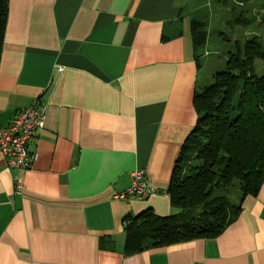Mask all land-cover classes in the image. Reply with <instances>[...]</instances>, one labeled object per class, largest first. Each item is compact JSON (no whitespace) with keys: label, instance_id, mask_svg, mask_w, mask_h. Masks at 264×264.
Listing matches in <instances>:
<instances>
[{"label":"crops","instance_id":"0c3cea01","mask_svg":"<svg viewBox=\"0 0 264 264\" xmlns=\"http://www.w3.org/2000/svg\"><path fill=\"white\" fill-rule=\"evenodd\" d=\"M203 4L8 0L0 123L36 97L47 109L27 170L0 154V264H264V180L216 236L124 252L129 217L176 212L166 189L197 119L193 94L224 65L208 60L199 76ZM194 21L207 31L199 47ZM136 168L164 193L116 197Z\"/></svg>","mask_w":264,"mask_h":264},{"label":"trees","instance_id":"16d2710c","mask_svg":"<svg viewBox=\"0 0 264 264\" xmlns=\"http://www.w3.org/2000/svg\"><path fill=\"white\" fill-rule=\"evenodd\" d=\"M225 4L237 11L233 1ZM7 12L8 0H0V51ZM228 21L248 23L243 15ZM193 29L196 47L205 45V24L194 21ZM229 48L223 67L193 94L197 119L166 189L176 212L158 216L146 210L129 217L126 254L214 237L235 219L243 199L258 192L264 180V45L258 34L238 33Z\"/></svg>","mask_w":264,"mask_h":264},{"label":"built area","instance_id":"2783aa9c","mask_svg":"<svg viewBox=\"0 0 264 264\" xmlns=\"http://www.w3.org/2000/svg\"><path fill=\"white\" fill-rule=\"evenodd\" d=\"M46 109V102L36 97L29 106L18 110L8 124L0 123V154L9 168L27 170L31 166L36 154L29 145L44 127ZM130 176V184L116 197L142 199L162 192L150 185L145 169L136 168ZM22 190V177L16 176L14 191L21 194Z\"/></svg>","mask_w":264,"mask_h":264},{"label":"rangeland","instance_id":"374dc122","mask_svg":"<svg viewBox=\"0 0 264 264\" xmlns=\"http://www.w3.org/2000/svg\"><path fill=\"white\" fill-rule=\"evenodd\" d=\"M211 1L213 6L207 3L208 0H204L200 13L202 17L207 19L209 32L208 43L201 51L207 52L206 54L210 53V55L201 58L200 77L208 72V60L218 62L222 59L223 64L225 63L226 51L230 49V41L234 39L236 34H258L261 36L264 45V0H252L247 4L244 3L245 0H241L243 5L238 4V0H229L234 2L237 11L231 8L233 5L230 7L226 4L217 5L213 0ZM192 7L193 1H189L185 11H190ZM239 15L247 17L248 23L246 26H239L238 23L228 21V19H234L235 16ZM223 35H226L229 40H226ZM257 63L259 66L260 61H257ZM234 193L236 195H233L231 200L236 202L240 193L237 191Z\"/></svg>","mask_w":264,"mask_h":264}]
</instances>
